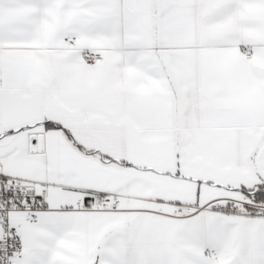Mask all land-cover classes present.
<instances>
[{
    "label": "snow or ice",
    "instance_id": "snow-or-ice-1",
    "mask_svg": "<svg viewBox=\"0 0 264 264\" xmlns=\"http://www.w3.org/2000/svg\"><path fill=\"white\" fill-rule=\"evenodd\" d=\"M0 264H264V0H0Z\"/></svg>",
    "mask_w": 264,
    "mask_h": 264
}]
</instances>
